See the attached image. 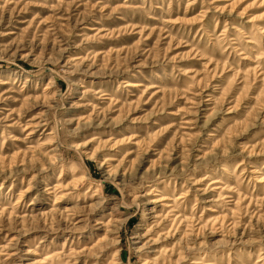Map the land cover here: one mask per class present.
<instances>
[{"label": "rangeland", "instance_id": "obj_1", "mask_svg": "<svg viewBox=\"0 0 264 264\" xmlns=\"http://www.w3.org/2000/svg\"><path fill=\"white\" fill-rule=\"evenodd\" d=\"M0 264H264V0H0Z\"/></svg>", "mask_w": 264, "mask_h": 264}]
</instances>
